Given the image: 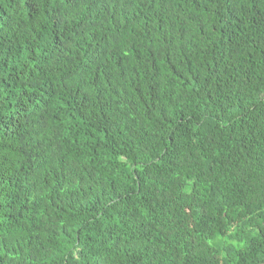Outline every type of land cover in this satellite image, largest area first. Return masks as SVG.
<instances>
[{
    "label": "trees",
    "instance_id": "16d2710c",
    "mask_svg": "<svg viewBox=\"0 0 264 264\" xmlns=\"http://www.w3.org/2000/svg\"><path fill=\"white\" fill-rule=\"evenodd\" d=\"M0 264H264V0H0Z\"/></svg>",
    "mask_w": 264,
    "mask_h": 264
}]
</instances>
